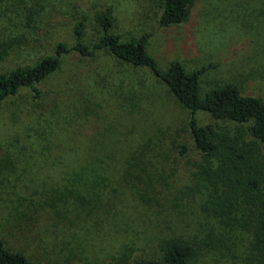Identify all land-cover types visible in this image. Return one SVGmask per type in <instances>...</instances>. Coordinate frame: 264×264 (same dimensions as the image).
I'll return each mask as SVG.
<instances>
[{
    "label": "rangeland",
    "instance_id": "rangeland-1",
    "mask_svg": "<svg viewBox=\"0 0 264 264\" xmlns=\"http://www.w3.org/2000/svg\"><path fill=\"white\" fill-rule=\"evenodd\" d=\"M162 2L0 0V75L52 56L58 43L72 46L78 22L93 46L98 18L108 15L123 41L149 35L162 70L174 60L187 71L215 64L200 80L202 95L233 84L264 101V0H192L186 20L168 28L159 25ZM39 89L0 103V239L10 251L35 264H137L179 240L199 247L188 264H261L249 229L203 209L231 193L202 173L205 164L216 169L224 140L243 155L239 176L258 178L264 195V144L251 123L196 112L217 144L208 158L194 147L190 111L149 69L106 50L65 55ZM81 177L91 182L70 193ZM91 191L100 192L86 204ZM244 205L242 194L232 211L239 220Z\"/></svg>",
    "mask_w": 264,
    "mask_h": 264
},
{
    "label": "trees",
    "instance_id": "trees-1",
    "mask_svg": "<svg viewBox=\"0 0 264 264\" xmlns=\"http://www.w3.org/2000/svg\"><path fill=\"white\" fill-rule=\"evenodd\" d=\"M191 1L163 0L159 17L160 27L168 28L184 22ZM98 22L102 35L93 46L88 47L84 42V24L78 22L73 29L75 43L72 46L58 43L52 56L43 58L32 66L0 75V103L16 96L22 89H28L34 97H39L41 95L39 85L59 69L65 55L77 54L80 57H92L98 50H106L116 59L133 67L149 69L179 103L190 111L188 128L194 147L208 158L217 154V144L210 127L199 125L196 117L198 111L209 114L215 120L251 123L249 127L251 136L264 144V101L260 97L242 95L233 84H226L202 95L200 80L207 71L215 67V64H205L187 71L180 61L174 60L168 63L165 70H162L154 57L148 54V34L133 41H123L120 36L111 32L112 21L108 15L100 16ZM222 147L223 150L217 157L216 169H212L211 164H205L202 173L207 180L214 183L215 187L223 183L231 193L223 198L217 196L203 209L208 215L221 220L222 224L234 225L236 221L243 228L249 229L252 234L251 253L261 264H264V195L259 191L260 181L254 176H239V163L243 161V155L225 140ZM85 182L89 183L91 180L88 177L73 179L69 186L70 193L82 189ZM100 182L97 181L94 189L104 185L102 180ZM99 192L91 191L84 202L91 204L96 200ZM242 194L245 196V211L242 212V218L239 220L234 215L236 212L232 211L236 208L239 195ZM198 255L197 245L172 240L161 245L159 260H144L137 264H188ZM0 264L35 263L20 252L10 251L6 240L0 239Z\"/></svg>",
    "mask_w": 264,
    "mask_h": 264
}]
</instances>
